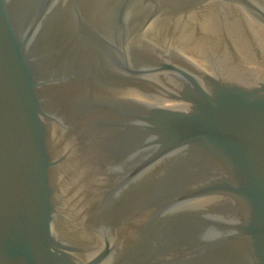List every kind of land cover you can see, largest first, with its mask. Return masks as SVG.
Returning <instances> with one entry per match:
<instances>
[{
	"label": "water",
	"instance_id": "1",
	"mask_svg": "<svg viewBox=\"0 0 264 264\" xmlns=\"http://www.w3.org/2000/svg\"><path fill=\"white\" fill-rule=\"evenodd\" d=\"M0 264H264V0H0Z\"/></svg>",
	"mask_w": 264,
	"mask_h": 264
}]
</instances>
